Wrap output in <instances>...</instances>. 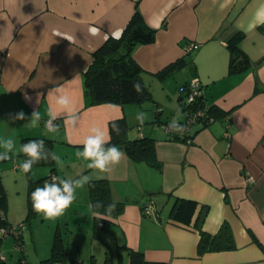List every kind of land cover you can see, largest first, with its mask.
Here are the masks:
<instances>
[{
	"label": "crops",
	"instance_id": "1",
	"mask_svg": "<svg viewBox=\"0 0 264 264\" xmlns=\"http://www.w3.org/2000/svg\"><path fill=\"white\" fill-rule=\"evenodd\" d=\"M137 4L158 32L153 42L137 44L133 56L153 83V98L160 104L156 98H170L172 111L166 119L184 120L175 92L195 79L207 95L206 103L220 110L221 118L189 139L174 138L171 124L156 121L153 104L147 112L143 104L90 105L85 95L83 73L93 62L94 51L108 37L121 35ZM261 6L264 0H0V137L14 139V156L22 138L50 137L61 158L54 168L37 165L28 174L20 170L18 158L12 159L0 165V173L13 167V174L22 172L28 180L34 171L70 180L86 177L88 182L77 189L67 211L72 208L80 217L83 208L87 228L90 216L94 218L89 180L107 178L114 199L127 203L109 222L110 234L100 236L102 256L106 245L125 243L142 250L147 260L166 264H264V250L252 236L264 245V24L253 27ZM238 30L242 33L238 44L251 66L229 73L228 38ZM182 57L186 64L173 73L177 81L167 85L174 77L161 78L157 73ZM58 92L72 98L80 120L74 128L64 118L57 119L58 130L50 133L45 123L50 112L61 111L55 103ZM34 110L41 117L37 127L28 119ZM21 111L27 118L13 120ZM139 113L144 114L143 125L136 118ZM163 113L164 108L160 119ZM119 118L126 121V138H155L154 163L133 159L121 145L109 144L125 154L121 163L109 173L89 169L88 161L76 152L83 150L90 128H101L111 140V122ZM2 180L5 185L4 176ZM179 199L195 201L196 206L176 219L172 211ZM148 204L154 208L145 214ZM200 213L209 233L228 224L235 246L200 254L196 225ZM92 225L95 228L94 221ZM3 254L4 264H10Z\"/></svg>",
	"mask_w": 264,
	"mask_h": 264
},
{
	"label": "trees",
	"instance_id": "2",
	"mask_svg": "<svg viewBox=\"0 0 264 264\" xmlns=\"http://www.w3.org/2000/svg\"><path fill=\"white\" fill-rule=\"evenodd\" d=\"M157 32L158 28L152 27L146 22L137 4L119 38L113 36L108 37V39L94 51L93 62L83 73L85 95L88 97L90 105L113 103L124 106L129 103L142 104L151 99L154 102L153 107L156 111L155 120H162L166 124H171L175 133L174 138L186 140L194 136L198 130L207 126L214 118H221L219 114L220 110H218L214 104L208 105L206 103L207 95L203 93V90H201L199 94L195 95L193 102L187 101L185 99V94H187L186 88L188 87L189 82H185L178 90L179 104L185 116L184 120L177 121V123L183 125L182 133L177 126L172 124V122L168 119L159 118V113L162 112L163 107L153 98L149 82L145 77V71L133 56V50L136 45L139 43L153 42L156 39ZM241 37L242 33L238 30L228 38V47L230 50L229 73L245 70L251 66V61L248 55L238 44ZM184 61L185 58L182 57L173 63H169L161 69L157 75L161 78L172 75L177 69L186 64ZM136 82H139L142 86L143 91L140 94H138L133 88V84ZM191 118H194V121L191 122L192 128L189 129L186 127V124L188 125V120ZM112 122L119 125V134L112 131ZM112 122L110 125L111 140L109 144L121 145L133 159H142L150 163H154V137L142 136L137 139L126 138L127 124L125 119L119 118ZM29 140H44V152H49V150L54 151L55 141L50 137L27 136L22 138V144L27 143ZM17 158L20 165L25 159H27L23 153H19L16 156L13 155V160L16 161ZM54 163L55 161L49 160L45 162L42 160L38 164L33 165V167L47 164L54 168ZM51 175L52 174L45 175L40 178H29L27 187V203L29 207L28 216L37 214L32 208L31 193L37 187H43V184L46 181L51 182ZM54 175L58 176L57 174ZM89 196L91 205L97 202H102L104 205L103 208L97 210L103 216V219L94 216L95 234L97 235V225L101 223L102 226L105 222H111L114 217L118 216L124 210L127 202L124 200L114 199L112 186L107 178L89 180ZM113 202L116 203L115 210L112 211L110 215L106 214L107 206ZM6 205L7 191L0 173V209H3L4 212ZM195 206V201L189 199H179L173 206L172 215L176 219H180L181 214L192 213ZM203 218L204 214L200 213L197 220L198 222L196 221V225H198L201 235L199 241L200 254L206 251L229 249L235 246L233 234L228 224H223L216 233H209L202 227ZM186 222L188 223V220ZM0 224H7L6 213L5 217L1 218V211ZM20 225H24V223L16 224V226H19V236L17 239L19 246L22 250H24L23 240L20 235L22 227H20ZM11 226L15 225L10 224L9 227ZM252 236L264 250V245L258 237L254 233H252ZM50 252L49 257L41 260L42 264L47 262L66 264L67 261H69L70 264H82V261H77L76 259L70 257L66 240H64L62 235L58 232L54 235ZM1 254H3V252L0 253V255ZM90 260L91 262L89 264H166V262L147 260L142 250L130 248L125 243H112L106 245L104 260L101 263L97 262L95 253L92 254ZM4 261L5 256L3 260L0 256V264L1 262L4 264Z\"/></svg>",
	"mask_w": 264,
	"mask_h": 264
},
{
	"label": "clouds",
	"instance_id": "3",
	"mask_svg": "<svg viewBox=\"0 0 264 264\" xmlns=\"http://www.w3.org/2000/svg\"><path fill=\"white\" fill-rule=\"evenodd\" d=\"M256 24H264V6L257 9L254 16L253 27ZM119 33L116 34V38H119ZM135 91L140 94L143 89L139 82L133 84ZM25 100L32 103V98L25 94ZM38 102V101H37ZM55 103L61 110L59 114L53 115L49 113V119L45 123L47 131L55 133L58 130V125L54 123L57 119L64 118L65 123L70 124L74 128L78 126L80 116L79 113L73 107L72 98L66 93L58 92L56 94ZM27 117L23 111L16 113L13 116V120H24ZM137 120L141 125L144 123V114L139 113ZM29 123L33 127H37L41 120L40 114L37 110H34L31 117L28 118ZM172 124H175L181 131L183 125L177 123L176 119L172 120ZM171 127V125H169ZM112 131L119 134V125L112 122ZM110 135L105 133L101 128L93 126L90 128V134L83 140V150L77 151L76 156L88 161L87 167L89 169H95L100 173H109L116 166H118L124 159V153L115 145H110ZM16 148L15 141L10 137H0V161L10 159ZM45 142L44 140H29L20 146L18 153H23L27 159H25L21 165V170L28 174L32 171L33 165L38 164L40 161H55L57 164L61 163V158L54 151L44 152ZM16 153V154H18ZM13 156V155H12ZM12 160V159H11ZM87 178L84 179H65L58 176H52L51 182H45L43 187H37L31 193L32 208L37 215H42L45 220L55 221L58 218L65 215L66 211L76 200L77 189L83 188L87 183ZM102 202L89 205L91 214L97 218L103 219V216L97 211L103 208ZM116 203L109 204L106 208V214H111L115 210ZM2 215V211H1ZM5 217V216H4ZM3 217V218H4Z\"/></svg>",
	"mask_w": 264,
	"mask_h": 264
},
{
	"label": "rangeland",
	"instance_id": "4",
	"mask_svg": "<svg viewBox=\"0 0 264 264\" xmlns=\"http://www.w3.org/2000/svg\"><path fill=\"white\" fill-rule=\"evenodd\" d=\"M177 77V74L175 76L174 74L168 76L166 79H173L169 81L167 85L169 83L174 84V82L177 81ZM148 82L150 90L153 94V83L151 79H148ZM181 82L182 81H179V84H181ZM177 94L179 96V93L175 92L176 97ZM175 95L171 97L175 98ZM160 98H162V100L158 98L156 99L161 102L164 108L162 117L166 119L168 117L167 115H169L172 111L168 109V100L170 98L168 96L166 99H163V97ZM175 101L176 103L178 102L176 98ZM153 103L154 102L151 99L142 103L145 112L148 111L147 108L151 107ZM182 114L184 115L183 111ZM6 162H12V160L2 161L0 162V165ZM10 170H13V167L9 169L7 174L1 173L2 178L4 176L7 182L5 184L7 191V205L5 212L3 209H0V211H2L1 218H3L6 213L7 224H0V228H8L10 224L16 225L24 223L25 225L21 228L20 233L22 235L23 246L26 251L24 254V251L19 246L17 236L14 233L9 232L6 236H3L2 233H0V253H5L10 264H42L41 260L50 256L52 242L56 232H61L63 238H65L66 241L67 239L70 241L69 245L67 244L68 251L74 252L76 256H79L77 257L78 260H76H83L82 264H89L93 253L96 254L99 263L104 260V256L101 255L103 245L101 246L100 236L109 235L113 230L112 224L106 222L104 228L97 225L96 229L98 231V236L95 234L94 225H92L94 218H91L90 215L91 225L89 226L90 228H87L84 217L85 211L83 208H81L83 215L80 217H78L71 208L69 211H66L64 216L55 221L45 220L42 215L37 214L28 216L29 207L27 203V176L22 172H16L13 174ZM44 175V172L36 173V171H34L33 176L35 178H39ZM79 218H82V220ZM70 255L72 254L70 253ZM24 256L26 258H24ZM45 264H56V262H47ZM66 264H70V262L67 261Z\"/></svg>",
	"mask_w": 264,
	"mask_h": 264
},
{
	"label": "built area",
	"instance_id": "5",
	"mask_svg": "<svg viewBox=\"0 0 264 264\" xmlns=\"http://www.w3.org/2000/svg\"><path fill=\"white\" fill-rule=\"evenodd\" d=\"M202 90V87H201V85H200V83H199V80L198 79H195V80H191L190 82H189V85H188V87L186 88V92H187V94H185V99L187 100V101H189V102H193V99H194V97H195V95H197V94H199V92ZM189 121V123H188V125L186 124V127L187 128H189V129H191L192 127H191V122H193L194 121V118H191L190 120H188ZM189 129H187V130H189ZM11 155V158L10 159H6V160H11V159H13V156H12V154H10ZM2 161H4V160H2ZM1 162V161H0ZM52 176H56V175H54V174H52L51 176H50V179H51V177ZM253 179V178H252ZM251 178H249V180H252ZM153 206L151 205V204H148V205H146V207H144V213H151L152 211H153ZM99 225H101V223L99 224ZM24 225H20V227H23ZM18 227L19 226H11V227H8V228H4V227H1L0 228V232L2 233V235H4V236H6V234H8L9 232H12V233H14L16 236H17V238H18V236H19V233H18ZM1 256V259L3 260L4 259V256H3V254H1L0 255Z\"/></svg>",
	"mask_w": 264,
	"mask_h": 264
},
{
	"label": "flooded vegetation",
	"instance_id": "6",
	"mask_svg": "<svg viewBox=\"0 0 264 264\" xmlns=\"http://www.w3.org/2000/svg\"><path fill=\"white\" fill-rule=\"evenodd\" d=\"M1 264H3V262H1Z\"/></svg>",
	"mask_w": 264,
	"mask_h": 264
}]
</instances>
